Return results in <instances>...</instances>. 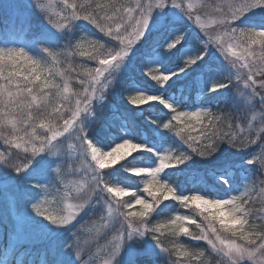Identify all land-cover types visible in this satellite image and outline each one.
Returning <instances> with one entry per match:
<instances>
[{"label": "clouds", "instance_id": "1", "mask_svg": "<svg viewBox=\"0 0 264 264\" xmlns=\"http://www.w3.org/2000/svg\"><path fill=\"white\" fill-rule=\"evenodd\" d=\"M63 2V14H50L57 0H27L54 35L37 38L33 47L0 43V140L9 146L0 153L3 156L0 164L16 172L13 166L25 163L32 156L28 150L34 146H43L45 150L37 153L33 162L41 154L64 157L52 169L62 187L55 183L46 186L48 192L39 211L35 210L38 202L31 204V210L55 229L68 232L69 240L63 251L71 253L70 264H122V251L128 242L140 244L146 238L154 241L166 257L162 264H264V24L246 20L253 14L264 15V0H223L222 6L216 5L211 13L215 16V27L205 33L206 40L205 36L200 40L204 42L202 58L215 48L230 66L226 80L239 102L238 108L234 104V110L187 111L159 95L128 94L127 99L134 107L158 103L169 109L172 115L161 126L190 149L188 153L160 155L155 163L139 155L151 153L152 149L132 139L125 138L104 147L90 135L91 127L87 123L96 114L93 101L103 104L107 99V84L115 86L113 73L131 53L124 39L136 21L130 19V12L120 15L119 19L107 17L114 9L134 5L136 0H122L110 9L98 8L95 3L82 7L86 0ZM180 3L183 5V0ZM73 4L79 19L73 18ZM208 7L203 5L205 9ZM89 11H95L96 23L84 18ZM184 15L189 19L193 15L199 18L194 8ZM76 21H88L107 41L115 44L90 40L83 32L78 34ZM13 23L10 21L8 26L12 27ZM58 24L63 26L57 27ZM104 25L107 27L102 30L100 26ZM143 27L146 30L147 25ZM25 28L31 31L32 25ZM149 75L161 86L169 79L159 69H152ZM220 86L224 84L221 82ZM81 106L85 110L83 117ZM76 112H80L78 118L74 116ZM218 112L227 113L233 121L226 137L219 134L220 129L217 134H205L203 140L190 134L203 122V116L198 113H211L215 118L220 117ZM70 122L71 134L59 135L64 138L56 139L50 148L52 131L63 133ZM167 123H172V129L164 127ZM180 128H186L189 134L177 135ZM189 141L192 145L199 142L203 147H189ZM209 143L211 149L207 147ZM20 144L24 145L22 153L15 151L21 148ZM225 144L237 152H247L245 164L254 170L238 192L180 194L162 178L161 173L176 168L180 160L185 164L193 156L202 157L204 151L212 157ZM67 149L75 151L74 159L69 158ZM77 167L87 173V179L73 191L67 177ZM117 170L135 177V183L114 179L113 173ZM229 183L224 180L225 185ZM168 201L177 202L182 212L168 219L154 220L161 205ZM101 202V207L107 205L111 210L110 217L115 221L105 233L103 243L90 235L85 225L89 218L85 213L89 209L93 211L94 205ZM133 216L142 217L133 222L136 231L131 239H120ZM113 233L114 239L110 238Z\"/></svg>", "mask_w": 264, "mask_h": 264}, {"label": "rangeland", "instance_id": "2", "mask_svg": "<svg viewBox=\"0 0 264 264\" xmlns=\"http://www.w3.org/2000/svg\"><path fill=\"white\" fill-rule=\"evenodd\" d=\"M68 2L72 3L73 1L68 0ZM100 2L119 4L122 0H100ZM177 2L180 3L181 0H177ZM189 2H191L194 5V9L199 12V18L197 19V17L193 15L192 19H189L182 11L171 6L165 8L163 11L156 10L153 14L147 33L138 40H134V43L130 46V56L122 66L114 71L115 86L112 87L111 83L107 84V88L109 89L107 92V99L103 104L93 101V103H95L96 114L90 117L87 123L91 127L90 135L95 140L99 141L104 147H111L113 143L120 142L125 138L132 139L136 142H141L152 149L151 153H141L139 155L146 154L153 156L154 159L151 160L153 163L158 160L160 155L167 153L171 155L175 154V152L188 153L190 151V149L187 148V144L184 145L183 142L179 140L178 136H175L173 132L164 129L161 126L170 119L172 113H170L169 117L166 119L157 116H146L142 119V122L148 125L152 132L158 137V144L150 143L145 140H138L133 137V133L126 126V122L123 119L121 120L120 115L115 113L119 109L125 112L138 109L136 114L140 117L143 115V112L140 110L142 107H134L127 99L128 94L132 92H144L146 94L159 95L167 102L174 104V106L182 110L194 111L197 109H206L213 110L214 112L216 111V109L204 106L201 103V100L207 97H216L224 90L221 89L220 91L212 92L213 86H215L217 82L225 81L231 71L230 66H228L223 60V56H221L215 48H211L202 60H197L196 65L191 66L186 71H181V69L185 67V62L189 58L203 54L200 43L204 46V42L195 41V39H192V35L195 36V34H198L203 38L206 32H210L212 28L215 27V16L211 13L216 5L219 4L222 6L223 0H183L185 8ZM205 4L209 6L207 9L203 8V5ZM0 5H2L13 17L18 15L22 20L32 19L30 16V12H32V15H35L34 19L42 21L35 9L29 6L27 0H0ZM64 7L63 0H57V3H55L50 10V14H63L61 10ZM67 10L72 11V9ZM246 20L249 23L264 24V15L253 14L246 17ZM76 23L78 34L83 32L90 36V40L100 39L104 42L113 45L115 44V42L107 41V38H104L102 36L103 34L99 33V30L96 29L94 25L89 24L88 21H76ZM201 24H204L205 27L202 28ZM45 28L47 31L54 33L46 25ZM185 33L186 42L179 53L178 62H173L176 54L167 53L164 45L166 41L170 40L173 36ZM206 39L207 37L205 36V40ZM0 43L24 45L22 40H17L11 36H0ZM84 43L87 45V41ZM197 43L198 45H196ZM216 63H220V66L217 67ZM149 69H159L160 74L170 75L172 76V79L161 86L159 82L151 79ZM152 74L155 75L157 73L152 72ZM140 81L148 83L152 87L146 88L140 84ZM175 83H179L177 90L170 91V86ZM97 95H99V93H97ZM193 100L196 103L194 106L191 105ZM147 106H162L165 108L158 103L149 104L144 107ZM223 109L234 110L233 106L230 104L225 105ZM84 111L83 106H81V117H83ZM217 115L220 116L223 125H221L220 121H214V126H210L209 120L213 119V117L203 116L202 124L197 125V130L191 131L190 134L192 136L200 137V139L203 140L205 134H217V129H220L221 131L219 134L226 137V134L230 131L229 124L233 122L232 118L224 112H218ZM226 117L227 119H225ZM71 131L72 130L64 133V136H69ZM166 132L173 134L177 138L176 141L178 146L171 142H164L162 135ZM188 134L189 132L187 131L183 135L187 136ZM64 136H59L57 139L62 140ZM213 138H215V135H213ZM189 143H192V141H189ZM204 143H207V141H204ZM193 146L200 149L203 147V144L197 142L193 144ZM23 147L24 145L22 144V147L20 149H15V151L22 153ZM64 147L67 148L66 145ZM67 150L71 154L69 158L74 159L76 156L75 151L72 149ZM211 155V153L206 151L202 157L193 156V158L185 164H177L176 168L165 169L164 172L161 173V176H163L165 172L176 171V181L173 180V176L168 178L163 176L162 178L176 187L178 193L186 194L180 189V177L184 176L188 178L189 176V179L192 180L194 178L193 173L195 172H191V170L197 171L200 167L207 165V173H198L200 175L198 179L204 178L206 181L204 184L206 185L211 178L218 187L223 189V191H231L233 193L238 192L242 187L244 179L253 171V169L245 164V160L248 158L249 154L247 153L246 155L245 152H237L234 149H230L225 144L219 152L212 157ZM63 159L64 157L60 155L49 157L47 154H41L34 160L32 166L23 175H18L14 170L7 169L0 164V201H6L10 213L13 215L9 230L10 238L3 245L7 252L10 253L15 248H20L27 243L44 242V244H49L51 247V256L54 255L56 259L53 264H61L60 261L65 255L67 258L65 264H70L72 259L71 253H61L65 243L69 240L68 232L55 229L44 218L36 217L31 210L32 203H42L45 198L44 192L40 190L37 185L51 186V184L55 183L57 187H62L59 185L52 169ZM223 159L230 160L229 163L235 164V168H232L231 171L228 170L227 172H216L215 170L218 169L215 167H217V164ZM20 162L21 161H17V163ZM117 172L123 171H114V173ZM123 173L125 176H128L125 172ZM178 178H180L179 181ZM67 179L72 190L76 191L78 185L85 184L87 173L82 172L77 167L74 172L69 173ZM224 180H229V185H225ZM101 204L102 202L94 205L93 211L92 209H89V212L85 213V216L89 215V218L85 221V225L88 233L95 236L97 239H100L103 243L105 233L111 230V225L115 221L110 217L108 206L103 205V207H101ZM180 213L181 212H172L169 213L167 217L161 219H168L171 216ZM0 226H2L1 216ZM110 238L114 239L115 233H113ZM143 251L153 252L158 251V248L156 247L155 242L150 238H146L140 244H136L135 241H129L122 251V264L126 259L133 258L136 253ZM3 260L4 261L0 264H6L5 262L7 259L4 257ZM28 260L29 264H50L47 253L32 252Z\"/></svg>", "mask_w": 264, "mask_h": 264}, {"label": "trees", "instance_id": "3", "mask_svg": "<svg viewBox=\"0 0 264 264\" xmlns=\"http://www.w3.org/2000/svg\"><path fill=\"white\" fill-rule=\"evenodd\" d=\"M69 1H73V0H69ZM30 16L32 17V19H28V20H22L18 15L13 17L7 10L4 9L2 5H0V36L2 37L11 36L17 40H22L24 45L28 47H33L37 38L49 37V36L54 35V33H51L46 30L43 21L34 19L35 15H32V12H30ZM10 21L14 22L12 27L8 26V23ZM29 24L32 25L31 31H27L25 28V25H29ZM16 25H19V27H17ZM192 39H195V41L200 42V40H202L203 38L200 35L195 34V36L192 35ZM196 45H198V43ZM200 46L201 48L203 47V45L201 44ZM178 56L179 54L175 55L173 62H178ZM216 66L219 67L220 63H216ZM140 82H141L140 84H142L143 86L147 88L152 87L148 83H145L143 81H140ZM178 84L179 83H175L171 85L169 89L176 90V87ZM201 103L211 109H221L227 104L228 105L230 104L232 106L236 104L237 108L239 106V102H237L231 87L224 89L216 97H207L203 99ZM194 104L195 103L191 102L192 106H194ZM137 110L127 111L128 112L127 113L119 109L115 113L117 115H120V119L121 120L123 119L126 122L128 128L133 133L134 138L143 141V139H140V138L146 135L148 140L159 143L158 137L156 136V134L152 132V130L149 128L148 125L142 122V119L146 116H157V117L166 119L169 117L171 112L168 109L163 108L162 106L161 107L160 106H152V107L147 106V107L140 108L141 112H143V115H141L140 117L136 114ZM162 136H163L164 142L166 143L171 142L178 146V143L176 141L177 138L175 137L176 135L174 136L173 134L166 132V133H163ZM7 147L9 146L5 145L3 141L0 140V153L5 152V148ZM205 152L206 151H204V153ZM245 154L247 155V152H245ZM141 156L142 158L147 157L149 160L154 159V157L151 155L142 154ZM229 161L225 159L221 160V162L217 164V167H215L218 170H215V171L216 172H224V171L227 172L228 170L231 171L232 168H235V164H231L229 163ZM207 170H208L207 165L204 167H200L199 169H197V171L191 170V172H195L193 173L194 178L192 180L189 179V176L188 178L184 176L180 177L181 179L178 178V181L180 179L179 186H180V189L183 191V193L193 194L195 192H199L201 194H209V195L226 194L227 193L226 191H223L221 188H217V186L213 182V179L210 178V181H208L206 185L204 184V182H206L204 178L198 179L200 176L199 174L200 173L206 174ZM175 174H176V171L175 172L168 171V172H165L163 176L165 178L173 176L172 178L173 180H175L177 178ZM113 178L118 179L122 182L135 183L136 181V178L125 176L123 172L113 173ZM172 212H182V209L180 208L177 202L168 201L164 205H161L160 210L156 212L153 219L156 220V219L167 217L169 213H172ZM0 216H1V224H2V226H0V256H4L6 254V251L4 250L3 245L10 238L9 230H10L11 223L13 220V215L10 213L8 204L4 200L0 201ZM28 251L47 253L50 264H53L56 261L54 255L51 256V247L49 246V244H44V242L43 243L38 242V243H27V244H24L20 248H15L14 250H12V252L8 255L7 263L18 264L22 262V264H28V260H27ZM24 253H26L27 255L22 260L20 259V256L23 255ZM61 253L65 254L63 250L61 251ZM165 259L166 257L164 256V254L161 253L160 249L158 248V251L138 252L134 255L133 258L126 259L123 264H162V261H164ZM66 260L67 258L65 255L60 261L61 264H65Z\"/></svg>", "mask_w": 264, "mask_h": 264}, {"label": "snow or ice", "instance_id": "4", "mask_svg": "<svg viewBox=\"0 0 264 264\" xmlns=\"http://www.w3.org/2000/svg\"><path fill=\"white\" fill-rule=\"evenodd\" d=\"M66 2H67V0H66ZM93 3H95L96 6L98 8H101V9H110L113 5V4H108V3H101L100 0H86L85 5H82V7H91V5ZM169 6L176 8V9H179L180 11L183 12V14L185 11L191 12L194 8V5L191 2H189L185 8L184 4L182 5L181 3H178L177 0H146V2H145V0H136L134 5L129 4L128 7L120 6L116 9H114L108 15L107 18L108 19H119L120 15L125 14V10H126V12H130V19H133L134 21H136L133 24V27L131 28L130 32L125 36V39H124V43L130 47L134 43V40H138L140 37L144 36L145 33H147V30L150 27L154 12L156 10L163 11L165 8H167ZM72 8H73V18L79 19V13L76 11V6L74 4L72 5ZM84 18L92 20L93 23H96L95 11L87 12L85 14ZM144 25H147L146 30L143 27ZM62 26L63 25H59V24L57 25V27H62ZM100 27L103 30L107 26L104 25V26H100ZM201 27L204 28L205 25L201 24ZM141 33H143V34L141 35ZM129 37H131V38H129ZM185 42H186V33L185 34H177V35L173 36L170 40H167L164 47H165L166 52L169 54H172V53L179 54L180 51L183 49ZM217 42L219 43V39H217ZM202 59L203 58L200 55L189 58L185 62V67L183 69H181V71H186L191 66L196 65L197 60L200 61ZM151 70L152 69H149V72ZM177 75H178V73H177ZM166 76L169 77L167 82L170 79H172V76H170V75H166ZM221 82L224 84L223 87L220 86ZM229 87H231V85L227 83V80L220 81V82H217V84L215 86H213L212 92H217V91H220L221 89H227ZM79 115H80V112L74 113V116L76 118H78ZM197 115L198 116H209V117L212 116L211 113H198ZM176 118L180 119L179 116H177ZM219 119H220V117L217 116V117L209 120V125L214 126V121L218 122ZM164 127L172 129L173 125H172V123H167L166 125H164ZM72 128H73V124L70 122L68 124V127L65 129V131L63 133H58L57 131L53 130L51 138L48 141V146L51 148V146L54 144V142L56 141V139L59 135H64V133L69 132L70 130H72ZM186 132H187L186 128H180L179 130H177V135H183ZM186 143H188V141H186ZM19 147H22V144H20ZM189 147L194 148V146L190 143H189ZM207 147L209 149H211L212 145L209 143L207 145ZM44 150L45 149L43 146H40V147L34 146L31 149H29L28 151H30L32 153V156L28 157V160L25 163L19 165L18 167L13 166V167H15L17 174L23 175L24 173H26L33 164V157L37 153L43 152ZM201 155H204V152H201ZM0 160H3L2 155H0ZM179 163L182 164L183 160H180ZM63 186L67 187V185H63ZM37 187H39L40 190H42L44 192L45 197H46L47 192H48L47 187L41 186V185H37ZM39 208H40V203L38 202L35 204V210L39 211ZM109 214L111 215V210H109ZM138 218H142V217L133 216L131 219H129L128 225H127L128 230L125 231L121 237H119L120 239L123 240L125 238L126 239L132 238L133 233L136 231L135 227L133 226V222L135 219H138ZM141 235H143V233H141ZM178 254L184 255L186 253L179 252Z\"/></svg>", "mask_w": 264, "mask_h": 264}]
</instances>
